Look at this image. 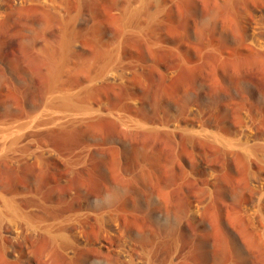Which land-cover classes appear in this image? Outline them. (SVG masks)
Segmentation results:
<instances>
[{"label":"rangeland","instance_id":"374dc122","mask_svg":"<svg viewBox=\"0 0 264 264\" xmlns=\"http://www.w3.org/2000/svg\"><path fill=\"white\" fill-rule=\"evenodd\" d=\"M49 3L0 19V208L89 246L8 264H264V0Z\"/></svg>","mask_w":264,"mask_h":264},{"label":"bare ground","instance_id":"6f19581e","mask_svg":"<svg viewBox=\"0 0 264 264\" xmlns=\"http://www.w3.org/2000/svg\"><path fill=\"white\" fill-rule=\"evenodd\" d=\"M31 7L46 9V8H50L51 6L49 3V0H0V19H3L6 16L9 17L12 14L19 13L22 10H26V9L31 8ZM61 104H63L66 107L71 106V103L67 100L61 101ZM15 135L16 136L13 137V135L10 133H4L3 137L5 140H8L11 144H13L17 139L15 137L18 136V133ZM242 135L244 136L245 142L239 143L238 146L244 152L250 153L251 149H253L252 147L255 145L251 146V145H249L250 144L249 142L256 141L257 135H256V133H252V132L251 133H242ZM209 136H211V135H209ZM215 136H217V135H215ZM221 139L219 141H221ZM214 140H215V142L217 141L216 139H214ZM224 140H226V139H224ZM227 142H231V141H227ZM232 144H235V143L232 142ZM231 145H230V148H234L233 146L231 147ZM227 148H229V147L227 146ZM230 148H229V151H231ZM235 148H237V147H235ZM239 148H238V150H239ZM222 150H223V148H222ZM225 151H224V153H225ZM241 153H243V152H241ZM260 155H261V153H260ZM246 156H249V155H246ZM262 156L264 157V154ZM263 183L253 184L252 189H253V193L256 196H258L264 192V184ZM248 205H250V204H248ZM251 207H253V206H251ZM258 215H260V214H258ZM258 215H257V217H258ZM254 218H255V215H254ZM261 219L262 218H260V220ZM262 221H264V218ZM88 225H89V222L86 220V216L81 212L78 214H72V215L65 217L60 222V226L57 228V230L54 231V226L42 227L38 223H36L32 219H30L27 215H23L22 213H20L13 203L3 202L2 207L0 208V264H8V260L6 259V256H7V254H10V253H13L14 257L19 262L26 261L28 263L29 262L28 261V257H29L28 251H29V247H30V242L36 238V234L39 231L44 232L45 235L51 240V242L59 243L61 245L62 250L65 252V254L70 257L71 255H73L75 253V251L85 249L87 246H89V242H88V240L84 234V230L86 227H88ZM103 233H100L99 240L97 242L98 251L105 252L106 254H109L113 250V246L104 241ZM109 234L114 235V236L119 234V226L117 224H114L111 227ZM71 237H73V242L70 239ZM8 238L11 241H20L21 246L25 251V260H24V258L19 259L18 255H16L17 250L14 248L13 245H11V246L8 245V242H7ZM122 246L123 247L119 248V250L117 251V254L119 257L118 263L123 264V262L125 260H127L128 263H132V255H131L130 246L127 244L122 245Z\"/></svg>","mask_w":264,"mask_h":264}]
</instances>
